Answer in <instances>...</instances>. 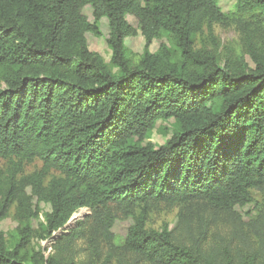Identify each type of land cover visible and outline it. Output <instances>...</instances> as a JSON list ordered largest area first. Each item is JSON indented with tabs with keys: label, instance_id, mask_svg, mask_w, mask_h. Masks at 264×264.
<instances>
[{
	"label": "trees",
	"instance_id": "obj_1",
	"mask_svg": "<svg viewBox=\"0 0 264 264\" xmlns=\"http://www.w3.org/2000/svg\"><path fill=\"white\" fill-rule=\"evenodd\" d=\"M103 18L110 64L87 38L103 35ZM228 21L245 34L253 68L196 48L204 28ZM139 31L145 46L134 61L125 40ZM163 36L170 44L150 51ZM0 81V224L14 204L20 223L13 247L0 229V264H79L65 259L67 246L49 257L30 248L33 197L51 206L44 236L67 229L68 243L89 241L80 264H123L125 254L146 264H264V207L248 223L257 244L238 261L147 227L158 204L180 205L187 226L192 204L232 211L264 194V0H237L229 15L218 0H0ZM169 119L164 144L144 143ZM35 159L41 168L24 174ZM84 207L91 220L67 224ZM127 217L119 242L113 228Z\"/></svg>",
	"mask_w": 264,
	"mask_h": 264
},
{
	"label": "rangeland",
	"instance_id": "obj_2",
	"mask_svg": "<svg viewBox=\"0 0 264 264\" xmlns=\"http://www.w3.org/2000/svg\"><path fill=\"white\" fill-rule=\"evenodd\" d=\"M218 5L222 11L229 15L237 11V0H218ZM84 13L92 21V8L85 7ZM128 22L138 28V20L127 15ZM101 30L103 35L97 37L92 33H87L89 47L91 50L102 55L104 60L110 64L112 51L106 42L108 35V21L106 18L101 20ZM170 44L166 36L155 38L150 45V51L156 52L159 49L161 42ZM125 46L131 54L134 61L140 59L144 51L145 38L139 31L136 36H129L125 40ZM195 46L197 49L208 51L220 61L222 65L226 63L238 65H247L253 68L254 62L247 51L246 36L241 28L230 21L227 23H216L211 28L204 30L195 36ZM1 82V81H0ZM4 86V84H3ZM175 120H159L149 138L144 143H151L158 147L165 143L173 135ZM42 162L35 159L33 162L24 165V174L28 175L40 169ZM8 167L7 159L0 157V170H6ZM56 175V173H54ZM31 193V189H27ZM34 207L38 209V217L32 218V226L35 229L30 248L44 253L46 257L53 255L56 251V244L61 247L67 246V252L63 254L65 259L82 263L91 254L92 248L87 239H81L74 243H68L69 236L67 229H59L51 236H44L43 231L45 223V215L51 210V206L45 202H39L36 197L32 199ZM264 194L259 190L253 191V201L245 206H235L232 211L217 210L208 207L206 204H192L191 215H195L190 221L186 211L187 226L185 222L180 220L179 213L181 206L178 204H158L151 208L148 216L147 227L152 229H168L172 230L180 240L191 243L196 247L199 243V251L203 254L214 253L218 250H226L233 253L234 261H238L240 254L246 255L247 247L253 243L256 245V238L251 233L248 227L250 220L258 215L261 208L264 207ZM263 205V206H262ZM198 214L203 215V220L199 221ZM122 216V214H120ZM91 210L89 208H81L77 210L70 219L71 223H86L91 220ZM192 217V216H191ZM19 220L16 215V204H14L9 214L1 221L0 229L4 232L8 239L10 247L14 246L13 238L17 235V227ZM133 224V219L118 218L113 231L119 242H122L128 232V229ZM67 228V227H65ZM202 232V233H201ZM45 237V238H44ZM99 258L103 262L107 256V249L103 245ZM123 264H146L139 261L138 258L131 254H125ZM112 264H118L117 259L113 260Z\"/></svg>",
	"mask_w": 264,
	"mask_h": 264
},
{
	"label": "water",
	"instance_id": "obj_3",
	"mask_svg": "<svg viewBox=\"0 0 264 264\" xmlns=\"http://www.w3.org/2000/svg\"><path fill=\"white\" fill-rule=\"evenodd\" d=\"M70 223H71V222H70V220H69L67 224H70Z\"/></svg>",
	"mask_w": 264,
	"mask_h": 264
}]
</instances>
